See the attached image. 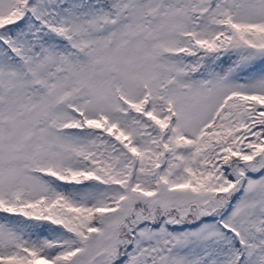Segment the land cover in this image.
<instances>
[{
    "label": "snow or ice",
    "instance_id": "6c2138e0",
    "mask_svg": "<svg viewBox=\"0 0 264 264\" xmlns=\"http://www.w3.org/2000/svg\"><path fill=\"white\" fill-rule=\"evenodd\" d=\"M0 264H264V0H0Z\"/></svg>",
    "mask_w": 264,
    "mask_h": 264
}]
</instances>
